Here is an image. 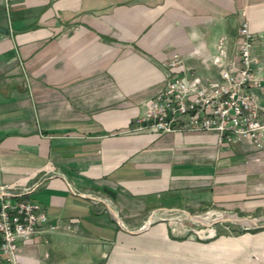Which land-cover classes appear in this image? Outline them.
<instances>
[{
	"label": "crops",
	"instance_id": "obj_1",
	"mask_svg": "<svg viewBox=\"0 0 264 264\" xmlns=\"http://www.w3.org/2000/svg\"><path fill=\"white\" fill-rule=\"evenodd\" d=\"M244 19L264 80V0H0L1 194L48 217L0 264H264V223L173 221L264 216V146L133 129L172 57L221 81Z\"/></svg>",
	"mask_w": 264,
	"mask_h": 264
},
{
	"label": "built area",
	"instance_id": "obj_2",
	"mask_svg": "<svg viewBox=\"0 0 264 264\" xmlns=\"http://www.w3.org/2000/svg\"><path fill=\"white\" fill-rule=\"evenodd\" d=\"M238 64H225L219 80L202 83L191 71L178 73V56L168 60L169 74L163 87L144 102L134 121L135 130L153 132H217V141L247 139L264 146V80L255 73L253 34L246 19L239 26ZM0 188V251L7 260L15 257L19 240L42 231L48 217L30 199H12ZM13 194V193H7Z\"/></svg>",
	"mask_w": 264,
	"mask_h": 264
},
{
	"label": "rangeland",
	"instance_id": "obj_3",
	"mask_svg": "<svg viewBox=\"0 0 264 264\" xmlns=\"http://www.w3.org/2000/svg\"><path fill=\"white\" fill-rule=\"evenodd\" d=\"M190 215H194V216H199V217H204L206 220L202 221V220H196V219H192L190 217ZM222 214L219 213H215V211L210 210V209H205L202 212L199 213H185L183 211H179V213H176V217L173 219V221H175L176 224H191L194 226H202V224H205L207 222L212 221L213 219L217 218V220L219 222H228L231 223V225H233L232 227V231L233 230H240V229H248V228H255L256 226L264 223V216H258V215H254V216H236V215H232V216H236V217H242V218H246V220L244 219H240V221H238L239 219L235 218H230L229 216L228 218H220L219 216ZM208 217V218H207ZM193 220V221H192ZM247 222V223H245Z\"/></svg>",
	"mask_w": 264,
	"mask_h": 264
},
{
	"label": "bare ground",
	"instance_id": "obj_4",
	"mask_svg": "<svg viewBox=\"0 0 264 264\" xmlns=\"http://www.w3.org/2000/svg\"><path fill=\"white\" fill-rule=\"evenodd\" d=\"M190 217H191L192 219H196V220H202V221H205V220H206L204 217H199V216H194V215H190ZM219 217H220V218H228L229 216L223 214V215H220ZM207 218H208V217H207ZM192 221H193V220H192ZM245 223H247V222H245Z\"/></svg>",
	"mask_w": 264,
	"mask_h": 264
}]
</instances>
